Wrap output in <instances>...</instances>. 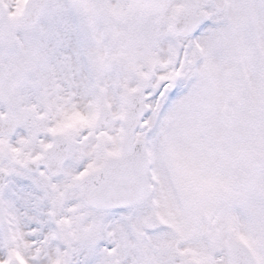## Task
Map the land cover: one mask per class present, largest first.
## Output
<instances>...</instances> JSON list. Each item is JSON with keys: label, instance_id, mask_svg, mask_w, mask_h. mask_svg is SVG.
Here are the masks:
<instances>
[{"label": "snow or ice", "instance_id": "obj_1", "mask_svg": "<svg viewBox=\"0 0 264 264\" xmlns=\"http://www.w3.org/2000/svg\"><path fill=\"white\" fill-rule=\"evenodd\" d=\"M0 264H264V0H0Z\"/></svg>", "mask_w": 264, "mask_h": 264}]
</instances>
